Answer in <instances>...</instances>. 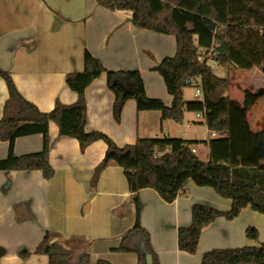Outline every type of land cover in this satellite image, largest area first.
Segmentation results:
<instances>
[{
  "label": "crops",
  "instance_id": "1",
  "mask_svg": "<svg viewBox=\"0 0 264 264\" xmlns=\"http://www.w3.org/2000/svg\"><path fill=\"white\" fill-rule=\"evenodd\" d=\"M130 20L128 12H109L94 0H0V72L9 73L24 101L45 114L56 103L76 102L65 77L83 71L87 51L110 72H139L146 97L170 108L172 97L155 67L174 56L175 39L139 30ZM188 88L183 100L195 102L184 97ZM8 98L0 77V120ZM84 98V132H100L118 147L134 145L136 140L207 142L219 136L212 135L194 112L184 113L182 123H176L162 120L157 111L138 113L131 100L124 103L115 123L114 95L106 87V75L87 87ZM48 143L52 178L45 180L39 171H0V264H48L46 256L36 253L45 233L53 235L52 242L64 243L71 262L86 253L88 264L102 260L137 264L135 253L114 252L136 213L122 169L109 164L97 172L106 144L99 140L81 152L74 139L59 136L53 122L48 123ZM42 146L41 135H28L14 140L12 154H36ZM8 152L9 144L0 140V161ZM170 153L166 149L158 157ZM136 195L140 225L158 264H200L202 255L211 250L264 245V215L245 207L233 220L218 218L202 228L197 251L189 255L177 248V232L190 226L191 207L227 213L231 201L192 181L172 204L150 189ZM248 228L256 231V239L246 237ZM137 245L135 240L130 248L137 250ZM23 253L28 257L22 258Z\"/></svg>",
  "mask_w": 264,
  "mask_h": 264
},
{
  "label": "trees",
  "instance_id": "2",
  "mask_svg": "<svg viewBox=\"0 0 264 264\" xmlns=\"http://www.w3.org/2000/svg\"><path fill=\"white\" fill-rule=\"evenodd\" d=\"M103 9L123 11L131 15L135 28L175 39V54L155 67L166 91L172 97L167 108L157 99H148L137 71L110 72L100 61L84 51L83 71L70 73L65 84L77 95L72 105L56 103L45 114L24 101L15 89L9 73L0 72L9 98L0 120V140L9 144L8 156L0 161V171L28 173L39 171L52 178L48 161V123L58 127L60 137H69L79 144L80 151L103 141L107 149L97 172L109 164L122 169L129 192L134 195L135 222L121 238L114 252H133L137 264L145 263L150 254L148 234L140 225L139 190L150 189L167 204H172L187 182L211 188L220 198L231 201L230 211L222 213L201 205L191 207V223L177 232V248L189 255L197 251L202 228L215 219L233 220L249 207L264 215V88L253 78L264 80V0H94ZM200 50H212L211 60L221 69L230 67L224 79L216 77L211 67L198 61ZM207 52V51H206ZM101 75L114 95L113 120L119 122L124 103L135 102L137 112L157 111L162 120L182 123L184 113L203 114L206 128L218 134L207 142L182 140H136L134 145L116 146L105 135L84 132L86 106L84 93ZM200 77V102L183 100L188 78ZM264 83V82H263ZM28 135L42 136V150L36 154L15 157L13 142ZM194 148V152L191 149ZM166 149L170 155L158 157ZM261 178V179H259ZM254 229L246 230L248 239H256ZM53 235L45 233L36 253L47 257L48 264H88L84 253L71 262L68 253ZM137 240V250L130 244ZM143 242V247L141 243ZM22 258L28 255L21 254ZM96 264H109L98 261ZM200 264H264V245L260 248L211 250L201 257Z\"/></svg>",
  "mask_w": 264,
  "mask_h": 264
},
{
  "label": "rangeland",
  "instance_id": "3",
  "mask_svg": "<svg viewBox=\"0 0 264 264\" xmlns=\"http://www.w3.org/2000/svg\"><path fill=\"white\" fill-rule=\"evenodd\" d=\"M203 56V58L205 57V55H202ZM207 62V64L209 65V67H211V69H212V73L216 76V77H218V78H220V79H224L225 77H226V72H227V70L230 68V67H227V68H223V69H219V67H216V65L213 63V61L211 60V58L209 57V59L206 61ZM253 80L255 81V83L259 86V87H261L262 89L264 88V80L260 77V78H253ZM185 94H184V97L186 98V99H189V100H194L195 102H200L201 101V98L199 97V96H193V93H194V89L193 88H188L187 90H185V92H184ZM60 246H61V248L64 250V251H66V249H65V245H64V243H62V242H60V243H58ZM68 248V247H67ZM69 250V249H68Z\"/></svg>",
  "mask_w": 264,
  "mask_h": 264
},
{
  "label": "built area",
  "instance_id": "4",
  "mask_svg": "<svg viewBox=\"0 0 264 264\" xmlns=\"http://www.w3.org/2000/svg\"><path fill=\"white\" fill-rule=\"evenodd\" d=\"M207 51V52H206ZM202 55H205V57L203 58ZM212 56V50H200L199 51V58L198 61L200 63H205L209 57L211 58ZM200 77H192V78H188V80L185 82V86L186 88H193L194 89V96H199L200 98H202V87L200 85ZM196 116L199 118H203L204 115L200 114V113H196ZM212 135H215L214 133ZM192 152H194V148L191 149Z\"/></svg>",
  "mask_w": 264,
  "mask_h": 264
},
{
  "label": "water",
  "instance_id": "5",
  "mask_svg": "<svg viewBox=\"0 0 264 264\" xmlns=\"http://www.w3.org/2000/svg\"><path fill=\"white\" fill-rule=\"evenodd\" d=\"M140 247H143V242L141 243ZM145 263L146 264H151L152 263V259H151V255L150 254H145Z\"/></svg>",
  "mask_w": 264,
  "mask_h": 264
}]
</instances>
